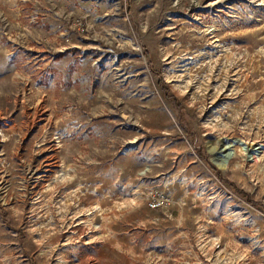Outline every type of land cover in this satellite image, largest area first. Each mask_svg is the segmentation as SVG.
<instances>
[{
  "label": "rangeland",
  "instance_id": "obj_1",
  "mask_svg": "<svg viewBox=\"0 0 264 264\" xmlns=\"http://www.w3.org/2000/svg\"><path fill=\"white\" fill-rule=\"evenodd\" d=\"M5 116L0 264H264V0H0Z\"/></svg>",
  "mask_w": 264,
  "mask_h": 264
},
{
  "label": "crops",
  "instance_id": "obj_2",
  "mask_svg": "<svg viewBox=\"0 0 264 264\" xmlns=\"http://www.w3.org/2000/svg\"><path fill=\"white\" fill-rule=\"evenodd\" d=\"M35 116L32 119V123L29 122L30 125L33 127H35L34 120H35V118H37V116L36 117ZM39 122H40V120L38 119V123ZM37 126H38V124H37ZM21 131L22 130H21V125H20L19 121L12 119L10 117H7V116L1 117V119H0V161L2 159H8V156L14 152L13 149L8 150L7 146L12 145L16 138H22L21 134H23V132H21ZM27 134L25 133L24 137L25 136L28 137L29 134H28V136H27ZM107 233H109V231H107ZM179 248L180 247H177V246L175 247V249L178 252H179V250H178ZM184 252H186V251H184Z\"/></svg>",
  "mask_w": 264,
  "mask_h": 264
},
{
  "label": "water",
  "instance_id": "obj_3",
  "mask_svg": "<svg viewBox=\"0 0 264 264\" xmlns=\"http://www.w3.org/2000/svg\"><path fill=\"white\" fill-rule=\"evenodd\" d=\"M225 143V144H224ZM235 143H238L241 147H244L245 144L242 143L241 141L235 140V139H224L221 145V148L223 146V144L226 146L223 150V155L225 158L229 157L232 153V147L228 146V145H234ZM248 154H256L257 153V147H252V149H248Z\"/></svg>",
  "mask_w": 264,
  "mask_h": 264
},
{
  "label": "trees",
  "instance_id": "obj_4",
  "mask_svg": "<svg viewBox=\"0 0 264 264\" xmlns=\"http://www.w3.org/2000/svg\"><path fill=\"white\" fill-rule=\"evenodd\" d=\"M161 89H162V92H163V95H164V97H167V99H169V100H171V104H172V106L173 107H178L179 106V109H180V104L178 103V102H176V99L173 97V96H171V95H168V90H167V86H165V85H163L162 87H161ZM180 119V118H179ZM182 127L185 129V130H189V128L186 126V125H182ZM199 148L200 147H197V151L198 152H200L199 151ZM217 177H221V173H220V171H217Z\"/></svg>",
  "mask_w": 264,
  "mask_h": 264
},
{
  "label": "built area",
  "instance_id": "obj_5",
  "mask_svg": "<svg viewBox=\"0 0 264 264\" xmlns=\"http://www.w3.org/2000/svg\"><path fill=\"white\" fill-rule=\"evenodd\" d=\"M162 204L160 200H150L147 205L150 209H157Z\"/></svg>",
  "mask_w": 264,
  "mask_h": 264
},
{
  "label": "bare ground",
  "instance_id": "obj_6",
  "mask_svg": "<svg viewBox=\"0 0 264 264\" xmlns=\"http://www.w3.org/2000/svg\"><path fill=\"white\" fill-rule=\"evenodd\" d=\"M224 144H225V143H224ZM224 144H223V147H222V149H224V148L226 147ZM235 144H236V143H235ZM237 144H238V143H237ZM228 146H230V147H231L232 145L230 144V145H228ZM244 147L246 148V150H248V149L250 150V149H252V147H254V145H252L250 148H249V147H247V145H245ZM245 148H244V149H245ZM249 155L251 156V155H254V154H249Z\"/></svg>",
  "mask_w": 264,
  "mask_h": 264
}]
</instances>
